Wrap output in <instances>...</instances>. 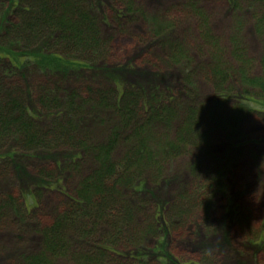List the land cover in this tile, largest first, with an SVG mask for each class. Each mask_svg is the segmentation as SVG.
<instances>
[{"label": "rangeland", "instance_id": "374dc122", "mask_svg": "<svg viewBox=\"0 0 264 264\" xmlns=\"http://www.w3.org/2000/svg\"><path fill=\"white\" fill-rule=\"evenodd\" d=\"M17 2L0 0V87L21 92L36 132L65 120L79 144L78 150L60 146L23 153L20 138H0V159L8 161L0 171V198L27 206L26 217L12 206L0 208V264H85L90 247L105 243L111 230L107 220L94 224L88 241L63 229L65 243L58 254L47 249L44 231L58 221L69 199H78L84 180L95 171L92 149L113 136L114 163L128 148L143 153L132 184L117 189L132 209V232L129 241L123 237L116 246L105 245L113 262L264 264V121L256 115L243 121L233 142L225 123L233 100L255 93L243 74L264 75V0H83L80 8L94 25L101 52L90 61L84 60L86 53L77 54L74 59L84 60V67L66 73L5 59V52L28 58L62 55L66 48L55 32L4 37L8 24L22 23L14 12ZM48 3L53 19L63 15L54 0ZM238 54L245 63L236 60ZM215 68L223 74L222 90L233 92L228 101H221L213 87ZM42 87L54 90L50 109L39 98ZM90 90H137L143 100L160 94L162 107L173 115L149 124L137 112L124 119L88 101L84 94ZM190 108L202 140L180 146L176 137ZM230 148L231 155L240 154L216 162ZM221 171L223 189L200 200L195 188ZM187 195L198 200L172 214L174 203Z\"/></svg>", "mask_w": 264, "mask_h": 264}, {"label": "trees", "instance_id": "16d2710c", "mask_svg": "<svg viewBox=\"0 0 264 264\" xmlns=\"http://www.w3.org/2000/svg\"><path fill=\"white\" fill-rule=\"evenodd\" d=\"M49 0H18L15 5L14 12L21 15L22 23L18 25H9L4 28V37L10 36L9 33L17 35L19 38L26 33L28 37L37 38L43 36L46 32H55L58 34L57 42L66 47L61 54H41L32 55L28 58L18 57L11 52H5V59L10 62L29 61L41 65L43 69H52L54 71L66 73L70 70L82 69V63L90 61L98 56L101 52L98 37L95 32L94 25L85 15V11L80 8L83 0H54L56 5L63 10V15L56 19L54 11L49 8ZM23 6V7H22ZM56 14V13H55ZM67 16V20L63 17ZM216 49V45L210 44ZM86 53L87 57L84 60L74 59L77 54ZM236 60L243 61L242 56L238 54ZM250 62L251 61H247ZM249 63V64H250ZM264 65V60L262 61ZM40 67V66H39ZM221 69L215 68L211 70L210 77L213 78V87L221 101H228L233 96L232 90H222L223 74ZM226 76L224 75V78ZM243 79L247 85L254 90L255 93H242L235 101L236 105L230 112L226 126L233 133L229 135V141H235L234 137L238 134L239 128L243 121L251 118L253 115L258 116L264 121V97L258 93H264V75L254 77L246 73L243 74ZM221 87V88H220ZM5 88V89H4ZM90 90L84 94L86 99L99 106L109 107L122 118L126 119L134 112L139 113L143 117H148L149 124L152 121L164 122L172 117L173 111L168 107H162L163 100L160 94L151 96L149 100H143L142 93L137 90ZM39 98L46 108L50 109L53 105L54 90L49 87H42L38 90ZM21 92L16 88L6 89L0 87V138L14 135L20 138L19 146L23 153L27 151L49 150L56 149L60 146H66L70 149L78 150L76 147L79 144L74 137V131L71 124L62 121L53 123L50 128L41 132L35 131V127L28 118L27 112L24 109ZM233 98V97H232ZM155 101V102H154ZM133 111V112H132ZM136 114V115H137ZM142 117V118H143ZM196 114L192 108L187 111V120L185 125L177 134V140L182 145H190L198 143L202 140V136L195 130ZM144 131V129H142ZM144 133V132H143ZM133 140L135 133L133 134ZM75 139V140H74ZM116 136H113L105 146L92 149V154L96 160L95 171L84 180L78 199H69L68 205L59 217L58 221L44 231V240L46 247L53 254H58L64 247V232L63 229L71 228V231L80 238V240L88 241L90 238L94 224L106 221L109 223L110 233L102 246L93 245L90 247V252L84 259L85 264H116L110 256L111 251L106 248L108 246L118 245L122 238L129 241L132 229L129 228V222L132 219V209L123 204L120 200L118 192L119 187H128L132 184L131 176L134 170H138L143 163L142 150L130 149L126 152L123 159L114 163L110 159L111 151L115 145ZM132 143V142H131ZM141 144V143H139ZM144 144V143H143ZM132 145V144H130ZM176 150V147H173ZM169 149L168 152L175 150ZM230 154L216 159L219 161H230L240 154ZM36 153V152H35ZM2 160V162H1ZM8 161L0 159V171L4 170ZM224 176L223 172H218L214 178L207 180L196 187V194H199V199L209 200L212 193L223 189ZM194 196L189 195L179 198L172 206L171 213H182L186 208L193 204V200H198ZM12 206L20 216L26 217L25 202L18 203L12 198H0V208L3 206ZM28 264H38V260H30ZM132 264H143L133 262Z\"/></svg>", "mask_w": 264, "mask_h": 264}]
</instances>
